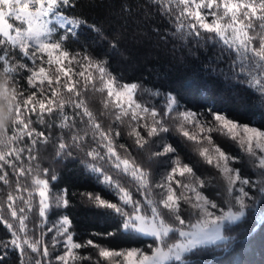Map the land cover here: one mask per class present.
<instances>
[{
	"label": "snow or ice",
	"instance_id": "snow-or-ice-1",
	"mask_svg": "<svg viewBox=\"0 0 264 264\" xmlns=\"http://www.w3.org/2000/svg\"><path fill=\"white\" fill-rule=\"evenodd\" d=\"M152 5L173 26L161 40L171 35L189 55L213 49L211 74L264 97V0L145 6ZM76 7L77 0H0V224L10 233L0 248L16 250L19 264H190L186 254L194 250L229 247L226 229L246 216L264 224V211H256L264 205V116L259 127L241 123L214 107L193 110L175 91L126 81L81 41L87 21L73 14ZM90 28L118 47V37ZM122 129L131 147L118 142ZM49 147L50 159L43 155ZM68 158L115 200L82 196L110 210L118 231L152 237L147 250L77 237L66 212L72 194L54 184V165ZM88 248L102 260L83 256Z\"/></svg>",
	"mask_w": 264,
	"mask_h": 264
},
{
	"label": "trees",
	"instance_id": "trees-1",
	"mask_svg": "<svg viewBox=\"0 0 264 264\" xmlns=\"http://www.w3.org/2000/svg\"><path fill=\"white\" fill-rule=\"evenodd\" d=\"M149 2L150 0H77L73 14L87 21L78 30L81 41L91 44L90 51L94 55L108 59L113 72L123 74L126 81H140L145 87L160 89L161 92L175 91L181 103L193 110L214 107L241 123L261 126L264 97L243 84H226L222 78L211 74L207 70V64L214 55L213 49H193L194 54L189 55L187 49L171 35H168L167 42L161 40L162 35L173 31V26L167 17L157 11L155 5L146 7ZM122 5H131L132 11L122 12ZM91 25L101 28L109 39L118 37V47L114 49L106 41L98 40ZM153 28H159L160 35L155 34ZM73 47L79 50V45ZM55 134L54 130L53 136ZM120 138L123 141L126 138L123 129ZM178 151L181 156L186 155L183 145H178ZM135 154L133 151V155ZM43 155L50 159L51 147ZM44 166H48L47 160ZM54 166L59 174L58 181L54 182L55 187H67L72 194L71 207L66 212L73 219L74 229L81 241L95 239L103 246L118 250L145 248L153 243L152 237L141 234L129 236L118 231L117 217L110 210L96 208L82 196L85 192H94L106 199L115 200L78 159L68 158ZM205 174L213 176L214 172L208 171ZM256 211H264V205H258ZM52 218L55 217L50 219ZM109 232L115 235L108 236ZM225 233L232 238L229 247L220 244L194 250L193 253L186 254L190 264H264V224H259L248 215L229 226ZM245 233L251 235L244 239ZM8 239L10 233L0 224V240ZM81 252L92 258L96 253L91 248L82 249ZM0 255L4 256L3 264H19L18 253L11 247L6 250L0 248ZM83 264L89 262L85 261Z\"/></svg>",
	"mask_w": 264,
	"mask_h": 264
},
{
	"label": "rangeland",
	"instance_id": "rangeland-1",
	"mask_svg": "<svg viewBox=\"0 0 264 264\" xmlns=\"http://www.w3.org/2000/svg\"><path fill=\"white\" fill-rule=\"evenodd\" d=\"M119 143H125V144H127L128 146H130L131 147V145H132V141L126 136V138H125V140L123 141L121 138H119V141H118ZM231 147H232V149H233V151H235V146L234 145H231ZM135 155H137V153L135 154ZM214 175V174H213ZM253 179H255V177H253ZM215 183V182H214ZM255 191V190H254ZM52 219H55V218H52ZM225 235H226V233H225ZM103 246V245H102ZM104 247H106V246H104ZM132 248H138V247H132ZM125 249H127V248H125ZM141 249H145V250H147V247H145V248H141ZM96 252V251H95ZM81 254H82V252H81ZM83 255V254H82ZM84 256V255H83ZM93 261H95V260H97V259H101L102 260V258H99L98 256H97V254L95 253V257L93 256Z\"/></svg>",
	"mask_w": 264,
	"mask_h": 264
}]
</instances>
